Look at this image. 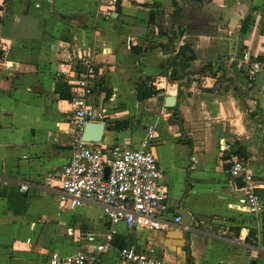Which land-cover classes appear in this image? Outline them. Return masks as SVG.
Returning a JSON list of instances; mask_svg holds the SVG:
<instances>
[{"label": "crops", "instance_id": "1", "mask_svg": "<svg viewBox=\"0 0 264 264\" xmlns=\"http://www.w3.org/2000/svg\"><path fill=\"white\" fill-rule=\"evenodd\" d=\"M171 1L0 0V51L7 53L0 56V174L8 181L0 184V264H48L52 253H95L108 232L99 204L72 208L62 201L58 177L47 180L61 172L74 143L73 107L55 86L65 82L71 95L68 81L84 69L80 54L94 62L89 99L108 113L100 142L137 147L147 126H155L150 149L163 169L169 213L182 201L192 219L187 240L186 230L172 222L160 231L130 232L119 223L95 264H128L118 257L122 246L163 264H190L189 258L193 264H264V214L242 208L238 183L224 174L219 150L233 143L264 184V66L250 86L237 67L242 51L264 64V0L190 6L186 23L194 30L173 44ZM204 24L215 28L198 30ZM182 44L195 57L177 80L171 63ZM161 77L168 81L165 90L137 100L142 80ZM179 84L185 90L174 107H161ZM114 121L127 126L109 129Z\"/></svg>", "mask_w": 264, "mask_h": 264}, {"label": "built area", "instance_id": "2", "mask_svg": "<svg viewBox=\"0 0 264 264\" xmlns=\"http://www.w3.org/2000/svg\"><path fill=\"white\" fill-rule=\"evenodd\" d=\"M105 15L111 17L109 11ZM3 54H7L5 49ZM77 59V64L83 65L84 69L79 73L73 70V77L76 78L68 81L71 83L74 143L61 172L49 175L47 180L58 177L62 201L72 208L89 201L99 204L109 229L103 241L96 245L95 253L81 250L70 254L52 253L48 264H95L98 254L110 245L116 233L115 226L119 223L128 232L133 228L160 231L167 229L171 222L187 229L180 216L169 213L168 188L161 182L163 169L150 149L156 138L155 126H147L137 147L125 143L106 145L82 140L84 125L88 122L106 124L108 113L89 99L95 80L93 59L87 54H80ZM4 65L7 66L6 61ZM263 66L248 51H243L237 59L238 70L248 86ZM167 84V79L163 77L147 82V86L157 91L165 90ZM219 150L224 155V174L238 183L236 190L241 193L242 208L250 215H263L264 184L256 181L246 159L235 153L233 143L225 142ZM105 167L109 169L106 179L103 178ZM7 183L0 174V184ZM19 189L25 192L27 183L20 184ZM260 189L263 192H259ZM117 253L119 259L128 264H163L132 246H122Z\"/></svg>", "mask_w": 264, "mask_h": 264}, {"label": "trees", "instance_id": "3", "mask_svg": "<svg viewBox=\"0 0 264 264\" xmlns=\"http://www.w3.org/2000/svg\"><path fill=\"white\" fill-rule=\"evenodd\" d=\"M205 2H209V0H172V19L169 22V29H168V40L169 43L173 44L180 36H182L185 33L193 32V27L190 25V23H186V14L188 12V8L190 6H198L202 7ZM153 15V14H152ZM150 14V16L152 17ZM248 19H245V23L241 27V30H246ZM151 24H153V20L150 21ZM198 30L203 27L206 30H210L215 28V25H200L198 26ZM159 28V27H158ZM162 33V28H159V33ZM163 34V33H162ZM243 52V51H242ZM241 52V53H242ZM3 52L0 51V56ZM239 54V56L241 55ZM195 57L193 49L189 45L182 44L179 46L177 54L172 61V77L177 80H181L183 77L186 76V72H184V68L187 66V64L193 60ZM211 70V68H208ZM197 72H200L197 71ZM211 75L215 76V72H210ZM150 81V78H146L141 81L139 85L136 87V97L137 100L142 101L144 99H147L151 96H154L158 91L153 89L152 87L147 86V82ZM183 84H179L180 92L184 93L185 88L183 87ZM56 92L59 94V97L71 99L70 95V88L69 85H66L65 82L58 81L55 86ZM160 91V90H159ZM175 114L179 113L178 108L176 107L174 110ZM123 126H127L126 122L121 121H114L110 125H108L109 129H119ZM235 153H238L239 155L243 156L242 153L240 154L239 149H234ZM244 157V156H243Z\"/></svg>", "mask_w": 264, "mask_h": 264}, {"label": "water", "instance_id": "4", "mask_svg": "<svg viewBox=\"0 0 264 264\" xmlns=\"http://www.w3.org/2000/svg\"><path fill=\"white\" fill-rule=\"evenodd\" d=\"M170 18V17H169ZM183 81H186V78L183 79ZM181 92L177 91L174 95H166L162 101V106L166 108H172L174 107L175 103L178 101V98L180 96ZM105 128V124L102 122H88L84 125L83 131H82V140L88 141V142H100L102 139V134ZM108 167H105L104 169V175L103 178L106 179L108 175ZM174 216H180L181 223L185 224L187 228H190L191 226V215L187 212L185 207L183 206V202L181 201L174 211ZM188 231H184L183 235L184 238L187 240L189 239L187 236ZM188 246V244L186 243ZM190 264H193V261L189 258Z\"/></svg>", "mask_w": 264, "mask_h": 264}, {"label": "rangeland", "instance_id": "5", "mask_svg": "<svg viewBox=\"0 0 264 264\" xmlns=\"http://www.w3.org/2000/svg\"><path fill=\"white\" fill-rule=\"evenodd\" d=\"M109 254H110V253H109ZM106 255H108V254L105 253L104 256H106ZM108 257L111 258V254L108 255ZM110 263H111V262H109V264H110ZM111 264H112V263H111Z\"/></svg>", "mask_w": 264, "mask_h": 264}]
</instances>
